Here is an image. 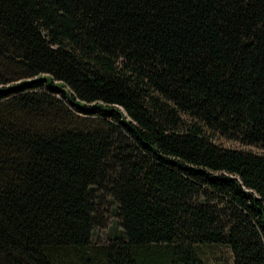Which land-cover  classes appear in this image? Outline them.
<instances>
[{
    "label": "trees",
    "instance_id": "obj_1",
    "mask_svg": "<svg viewBox=\"0 0 264 264\" xmlns=\"http://www.w3.org/2000/svg\"><path fill=\"white\" fill-rule=\"evenodd\" d=\"M253 146L264 0H0V264H264Z\"/></svg>",
    "mask_w": 264,
    "mask_h": 264
},
{
    "label": "rangeland",
    "instance_id": "obj_2",
    "mask_svg": "<svg viewBox=\"0 0 264 264\" xmlns=\"http://www.w3.org/2000/svg\"><path fill=\"white\" fill-rule=\"evenodd\" d=\"M222 142L229 147L242 148L237 142H230L227 139H222ZM243 149L252 150L264 155V146L245 147ZM99 197V201L104 209L106 225L96 231L94 234V243L109 244L124 236L122 220L119 214V205L112 196L99 193ZM203 257L206 264H234V254L227 247L216 246L206 248L203 250Z\"/></svg>",
    "mask_w": 264,
    "mask_h": 264
}]
</instances>
